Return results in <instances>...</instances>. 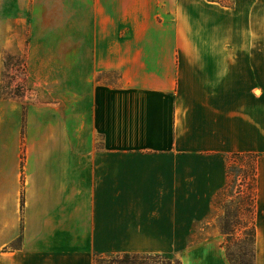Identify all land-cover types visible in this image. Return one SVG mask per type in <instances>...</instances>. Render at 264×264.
<instances>
[{
	"label": "crops",
	"instance_id": "1",
	"mask_svg": "<svg viewBox=\"0 0 264 264\" xmlns=\"http://www.w3.org/2000/svg\"><path fill=\"white\" fill-rule=\"evenodd\" d=\"M5 52L44 103L0 116V264H230L232 153L255 156L264 264V0H0Z\"/></svg>",
	"mask_w": 264,
	"mask_h": 264
},
{
	"label": "rangeland",
	"instance_id": "2",
	"mask_svg": "<svg viewBox=\"0 0 264 264\" xmlns=\"http://www.w3.org/2000/svg\"><path fill=\"white\" fill-rule=\"evenodd\" d=\"M26 71V53H10L5 52L0 56V116L2 112L12 111L16 105L20 104L21 110L25 112L28 105L36 107L43 106V101L40 100L39 91L36 87L27 81ZM114 74H106L104 78L113 80ZM1 99H10L9 105ZM40 102L41 104H38ZM23 137V134H22ZM23 140V139H22ZM23 157V155H21ZM252 158L249 156L229 157L228 164V186L224 188L217 196L216 204L220 207L221 214L225 211L228 214L227 225L235 229L234 235L225 243V250L231 252L236 260H245L248 264L251 263V242L248 236L244 233L245 228L241 226L243 222H247L249 214L245 211V204H242L241 199L235 196V187L240 186L241 189L246 188L247 177L250 172V164ZM245 175V176H244ZM227 179V180H228ZM219 198V199H218ZM217 217V224H218ZM219 225V224H218ZM200 233V232H195ZM191 237V236H190ZM156 254V253H145ZM161 254V253H158ZM165 254V253H162ZM132 255V254H130ZM141 255V254H138ZM169 256L170 264H176L179 260L174 254H166ZM167 258L156 257L150 259H141L140 256L124 258L122 253L107 254L97 257L93 264H166Z\"/></svg>",
	"mask_w": 264,
	"mask_h": 264
},
{
	"label": "trees",
	"instance_id": "3",
	"mask_svg": "<svg viewBox=\"0 0 264 264\" xmlns=\"http://www.w3.org/2000/svg\"><path fill=\"white\" fill-rule=\"evenodd\" d=\"M243 156H249L252 158L251 161V172L247 177V181H246V188L241 189L240 186H236L235 188V196H238V198L241 199L242 204H245V211H247V213L249 214V219L246 222H243L241 224L242 227L245 228L246 232L244 231V233L248 236L249 241L251 242V256H252V260L251 263L249 264H254V234H255V229H254V221H253V213H254V206H255V156L252 154H241V153H232L229 155V157H243ZM226 175H227V179H228V164H227V168H226ZM245 176V175H244ZM228 182H230V180L228 179L226 182V185L228 186ZM226 188V186L224 187ZM219 199V198H218ZM217 201V198L216 200ZM218 202V201H217ZM227 217L228 214L224 211L222 214L219 215L218 218V224H219V228L221 233L224 235V240H223V245L225 246V243L228 242L231 237L234 235L235 233V229L230 228L227 225ZM226 247V246H225ZM226 253V257L229 261L230 264H248L247 262H245V260H236V258H233L231 255V252L226 249L225 250ZM124 258H128L130 256L132 257H136V256H140L141 259H150V258H158V257H164L167 258V263L166 264H170L169 262H171L170 258L168 255L166 254H132L130 255V253H122ZM102 255L99 254H95L94 258H93V263L96 260L97 257H101ZM176 264H181L180 260L175 261Z\"/></svg>",
	"mask_w": 264,
	"mask_h": 264
}]
</instances>
